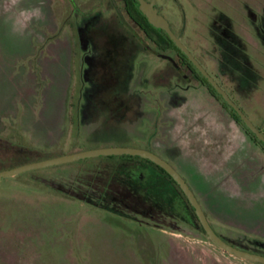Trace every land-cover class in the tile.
<instances>
[{
  "label": "rangeland",
  "instance_id": "374dc122",
  "mask_svg": "<svg viewBox=\"0 0 264 264\" xmlns=\"http://www.w3.org/2000/svg\"><path fill=\"white\" fill-rule=\"evenodd\" d=\"M150 1L264 132V0ZM119 21L109 0H0V136L43 149L25 154L26 161L105 146L140 147L171 161V141L187 139L199 113L228 117V107L186 62L178 71L155 55L175 59L172 47L148 40L147 49L135 39L124 42L127 101L137 98L136 108L123 117L117 108L88 104L86 77L96 56L78 33L96 22L121 27ZM122 22L135 31L126 16ZM96 59L94 77L106 73L104 55ZM180 98L194 108L185 105L182 113ZM118 158L92 156L0 177V264H264L223 251L174 208L145 203L136 206L140 213L126 209L133 218L103 208L137 204L117 181L102 185L119 176ZM209 219L233 247L257 250L253 239L264 242Z\"/></svg>",
  "mask_w": 264,
  "mask_h": 264
},
{
  "label": "crops",
  "instance_id": "0c3cea01",
  "mask_svg": "<svg viewBox=\"0 0 264 264\" xmlns=\"http://www.w3.org/2000/svg\"><path fill=\"white\" fill-rule=\"evenodd\" d=\"M217 116L205 119V142L196 150L171 141V163L181 167L178 172L210 225L211 216L214 222L264 240V157L238 125L223 114ZM216 142L219 147H209Z\"/></svg>",
  "mask_w": 264,
  "mask_h": 264
},
{
  "label": "trees",
  "instance_id": "16d2710c",
  "mask_svg": "<svg viewBox=\"0 0 264 264\" xmlns=\"http://www.w3.org/2000/svg\"><path fill=\"white\" fill-rule=\"evenodd\" d=\"M122 4L126 17L129 19V21H131L133 24L137 25L139 29H141V33H143L144 35L143 37L146 36L151 39L155 34L154 39L156 41V46L159 49H165L170 46L177 52L178 57L174 59L177 64L179 62H188L190 64L185 54L175 45V43L169 38L165 31L160 28L155 29L149 25L146 18L137 7V0H122ZM114 27L122 35L113 36V32H111V39L120 38L122 39V41H126V39L132 38L135 39L132 32H130L127 27ZM175 35L178 37L176 33ZM201 77L209 87V89L212 92H215L214 88L211 87L207 80L202 75ZM223 103L226 104L224 101ZM230 111L233 117L239 120L234 111L232 109H230ZM249 133L255 141L260 143L262 149L264 150V145L259 140H257L250 131ZM9 141L13 143V146L9 145ZM41 150L43 149L28 145L26 143V140L22 137H18V140H11L8 137L0 136V170L26 163L28 161H26L27 159L24 156L25 154H34V156H38ZM110 155L119 156L118 159L120 161L116 167L121 169L120 174L117 177H110L109 175L107 177L108 180L105 183H102V185H105L106 187L110 182L117 181L132 192V197L137 201V204L131 206L124 205L120 209L108 208L106 206L103 208L124 215L126 217L133 218V216L126 213V209H132L133 211L140 213L141 210L136 206L144 207V205L147 204L151 207V205H155L159 210L163 211H167L168 208L171 207L177 210V215L183 217L189 226L199 230L202 233H205L186 197L178 188L177 184L164 170H162V168H160L150 160L142 158L140 156L128 154ZM220 238L225 241L223 237L220 236ZM227 243L231 244L229 242ZM253 244L257 247V250L248 251L264 255V242L253 239Z\"/></svg>",
  "mask_w": 264,
  "mask_h": 264
},
{
  "label": "flooded vegetation",
  "instance_id": "af4514ba",
  "mask_svg": "<svg viewBox=\"0 0 264 264\" xmlns=\"http://www.w3.org/2000/svg\"><path fill=\"white\" fill-rule=\"evenodd\" d=\"M109 1H110L111 5H112V7L114 9L115 15L120 20L121 26L127 27L122 22V18L124 16H126L125 15V11H124L123 4H122V7L120 8V6L117 5V2L115 0H113L115 2V5L112 4V1L111 0H109ZM146 1L152 2L150 0H146ZM152 4H153V7L156 9V11L158 13H160L161 15H163L160 12V10L158 9V7L154 4V2H152ZM138 6H139V4H137V7ZM97 23L98 22L92 24V28L94 29L93 31L91 30L92 29L91 28L90 30L89 29L83 30L82 31L83 33L82 34H79L78 33L79 40L81 39V36L83 34L85 35L86 41H87L90 49L94 50L95 56H96V57L93 56V58H92V61H91L90 65H89V69H88V75L86 77V79H87V81L89 83V88H88V96H89L88 99H89V101H88V104H90V105L93 106L95 103H97V104L102 103V104L107 105V107L109 109H111V108H113V109L117 108L118 111L120 110V112H122V113H120L121 116L124 117V115H126L130 109H132L133 107L136 108V105L138 104L136 102L137 101V98H136V101L133 102V103L130 102L131 101L130 98H129V101H127V97H130V96H129V93H127V90L128 89L126 88V80L128 79V77L130 75V71H129L130 66L127 64L128 61H127L126 55L124 54L123 51H124V42L131 41V39H126V41H122V39H120V38L119 39H117V38L111 39V37H110L111 32H113L112 33L113 36L114 35H122L114 27V26H116V27H119L120 28V26H117V25L112 24V23H102V22L101 23H98V24ZM133 27H134L135 31L130 30L128 27L127 28L129 29L130 32H132V34H133V36L135 38V41H137L138 44L143 43L144 44V48H146V49L149 48V46L146 43L147 40L149 42H151L153 45H156V41L154 39L155 38V34L153 35V37L151 39L148 38V37H146V36L143 37L144 35H143V33H141V29H139L138 26L135 25V24H133ZM169 27H170V25H169ZM155 29H159V28H155ZM99 36H101V38H99ZM101 54L104 55V59H105V62H106L105 63L106 64V66H105L106 67V73L103 72L102 73L103 74L102 76H99L98 75V77H100V78H98V77H94V75L97 76L96 73L94 74V70H98V68L100 67V65H99V67L97 65L100 62V60H98V62L97 61L95 62V60H97L96 58L100 57ZM155 55L163 58L164 60H166L167 63L170 64L173 69H176V70L179 69L178 64L176 63V61L174 60V58H172L171 56H169L167 54H162V53L157 52V51L155 52ZM164 55L169 56L170 59L169 58H165ZM195 59L203 67V65L201 64V62L196 57H195ZM188 61L190 62V64L188 62H186V64L188 65V67H190L192 70H194L193 72L196 71L195 73H197V75L199 76L198 77V80H200L203 84L206 85V83L204 82V80L201 77L202 73L194 66V64L189 59H188ZM102 68H104V66H102ZM195 73H194V76H196ZM182 76L185 79H188V77H186L184 74H182ZM202 76L206 79V77L204 75H202ZM211 77L215 80V78L213 76H211ZM207 82H208V80H207ZM216 83L225 91V89L217 81H216ZM205 87L210 91V93H211V95L213 97L216 96L219 99H221L222 102L224 101L226 103L225 105L229 109L228 110L229 112L227 114L229 120L231 122L235 123L236 125H238L241 128L242 132L246 136H248L252 142H255V140L252 138L251 134L249 133V131L251 133H252V131L238 117V115L236 114V112L222 98V96L216 91V89L211 85V87H213L214 90H215V92H212L207 85ZM100 95L103 96V101H102V99H99V98H101ZM116 95H118V96H116ZM227 95L238 106V108L246 115V113L243 111V109L230 97V95L228 93H227ZM180 101L182 102L181 103V107H182L181 112L182 113H185L186 114V112L188 110L187 108H185V105H186V107L189 105L190 108H194L193 103H191V102H189V101H187V100H185L183 98H180ZM189 106H188V108H189ZM230 109H232L234 111V113L237 115V117H238L239 120H237L235 117H233ZM246 117L250 120V118L247 115H246ZM216 118H217V116L215 115V113L213 114V112L211 113L210 111H207L204 115H202V114L199 113L198 118H194V119L200 120V121L197 122V127L198 128H195L194 130H191L192 127L189 128L188 134L190 133L189 134L190 136H187L188 137L187 139H183L182 141H177V142H183L184 144H186L185 145L186 147H188L187 144H190V148H194L196 150V148L200 144H204V142H205V135H206L205 119L215 120ZM192 119H193V116L188 115L185 120L186 121H190ZM254 126L257 127L262 132V134L264 135V132H263V130L260 127H258L255 124H254ZM196 130H197V133H195ZM173 135H176V134H173ZM254 137L257 140H259L255 135H254ZM209 147H212V148L216 149L217 147H219V143L216 142L214 145H210ZM154 153L157 154L162 159H164L167 163H169L177 171V173L183 178V180L185 181L183 175L180 174V172H178V169L171 163V161H169L167 158L159 155L156 152H154ZM193 195H194V193H193ZM194 197L196 198L195 195H194ZM196 200H197V198H196ZM197 202H198V200H197ZM210 227H211V225H210ZM213 231L220 237V235L214 229H213Z\"/></svg>",
  "mask_w": 264,
  "mask_h": 264
},
{
  "label": "water",
  "instance_id": "95a60500",
  "mask_svg": "<svg viewBox=\"0 0 264 264\" xmlns=\"http://www.w3.org/2000/svg\"><path fill=\"white\" fill-rule=\"evenodd\" d=\"M111 1L112 4L115 5V2L113 0ZM137 1L139 4L138 8L146 18L149 25L154 28H160L165 31V33L175 43V45L187 56V58L202 73V75L206 77L208 82L216 89V91L222 96V98L231 106V108L236 112L238 117L245 123V125L252 131V133L264 144V135L262 134V132L257 127L254 126V124L246 117V115L238 108V106L229 98L227 93L216 83V81L199 64V62L195 59V57L191 54V52L185 47V45L181 42V40L170 29L166 18L156 11V9L153 7L152 2L146 0H137ZM164 57L170 59L169 56L164 55ZM110 154H128V155L140 156L142 158L150 160L151 162L162 168L175 181V183L178 185L180 190L183 192L188 203L192 207L194 214L197 220L199 221L203 231L214 244H216L223 251H226L242 259L253 260L264 263V255L238 249L223 241L210 227L196 198L194 197L192 191L190 190L186 182L183 180V178L177 173V171L169 163H167L164 159H162L157 154H155L154 152L148 149H144L140 147H132V146H105V147L85 149L67 154H61L51 158L23 163L17 166H13L11 168L2 169L0 170V177L14 175L25 170L44 167L47 165H53L58 163H64L80 158L99 156V155H110Z\"/></svg>",
  "mask_w": 264,
  "mask_h": 264
}]
</instances>
